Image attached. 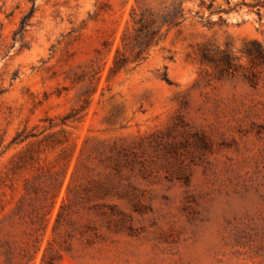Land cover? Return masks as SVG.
Instances as JSON below:
<instances>
[{
    "label": "rangeland",
    "instance_id": "rangeland-1",
    "mask_svg": "<svg viewBox=\"0 0 264 264\" xmlns=\"http://www.w3.org/2000/svg\"><path fill=\"white\" fill-rule=\"evenodd\" d=\"M263 3L0 0V264H264Z\"/></svg>",
    "mask_w": 264,
    "mask_h": 264
},
{
    "label": "trees",
    "instance_id": "trees-1",
    "mask_svg": "<svg viewBox=\"0 0 264 264\" xmlns=\"http://www.w3.org/2000/svg\"><path fill=\"white\" fill-rule=\"evenodd\" d=\"M262 4L260 1L257 2V6H260ZM264 4V3H263ZM35 8L33 7L31 11L25 15L20 23V28L16 35H23V33L26 31L27 27L30 24V19L34 13ZM172 16V15H170ZM170 22H173L175 20V17H169ZM251 45L254 46V49L248 48L246 51V54L251 57L253 60L260 61L264 63V48L261 44H259L256 41L251 42ZM222 62H225V64L230 65L232 62V56L228 52H225L223 55Z\"/></svg>",
    "mask_w": 264,
    "mask_h": 264
}]
</instances>
